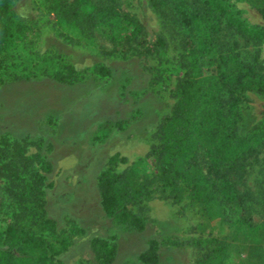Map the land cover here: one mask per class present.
<instances>
[{"label": "rangeland", "instance_id": "obj_1", "mask_svg": "<svg viewBox=\"0 0 264 264\" xmlns=\"http://www.w3.org/2000/svg\"><path fill=\"white\" fill-rule=\"evenodd\" d=\"M233 3L249 24H264L256 5L248 0ZM121 6L152 41L165 39L160 55L113 53V36L121 38L124 26H99L88 38L52 9L49 0H18L13 7L21 29L17 65L10 71L12 76L28 74V66L37 77L10 79L0 86V135L26 140L27 156L41 154L47 162L41 170L48 215L71 240L60 259L65 264H145L139 256L155 240L157 264H264V168L256 166L246 181L253 195L252 222L237 219L222 202L191 193L185 183L164 194L155 180L147 184L155 168L146 155L158 141L162 119L172 113L187 69L180 62L179 35L148 0H121ZM261 50L264 63V43ZM57 59L72 65L79 79L64 84L45 76L44 70ZM100 65L108 66L111 75H94L92 69ZM190 66L196 88H211L213 81ZM241 106L239 131L245 133L264 118V94L248 90ZM116 153L128 162L114 170L129 168L120 211L146 218L142 230L118 224L102 209L98 178ZM3 187L0 180V198ZM73 223L75 234L70 231ZM95 238L116 246L111 263L96 259Z\"/></svg>", "mask_w": 264, "mask_h": 264}, {"label": "trees", "instance_id": "obj_2", "mask_svg": "<svg viewBox=\"0 0 264 264\" xmlns=\"http://www.w3.org/2000/svg\"><path fill=\"white\" fill-rule=\"evenodd\" d=\"M17 1L0 0V86L10 79L37 77L28 66L24 68L28 74L12 76L10 71L17 65L15 51L21 29L13 10ZM248 1L257 6L264 22V0ZM148 2L179 35L183 50L180 62L187 71L172 113L162 119L158 141L146 155L155 168L154 178L147 184L155 180L164 194L167 188L185 183L191 193L210 202H222L237 219L252 222L249 201L253 195L246 181L256 166L264 168V118L245 133L239 129L246 92L264 94V24H249L233 0ZM49 3L88 38L99 26H124L126 32L121 38L113 36V53L149 57L160 55L167 46L162 36L152 41L138 19L124 11L121 0ZM58 59L44 70L45 76L64 84L77 81L78 71ZM191 63L213 81L211 88H196ZM92 73L107 77L111 69L100 65ZM27 145L26 140L0 135V180L4 183L0 198V264H65L60 255L69 249L71 240L59 232L57 222L48 215L46 177L41 170L47 162L41 154L28 157ZM127 162L119 153L108 160L107 169L98 178V192L106 216L124 227L142 230L146 218L129 210L120 211L127 195L129 168L120 173L114 168ZM144 191L152 194V190ZM70 231L76 233L75 223ZM92 249L102 263H111L116 254V246L106 239H93ZM139 260L158 263L157 241L149 243Z\"/></svg>", "mask_w": 264, "mask_h": 264}]
</instances>
